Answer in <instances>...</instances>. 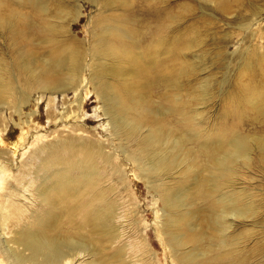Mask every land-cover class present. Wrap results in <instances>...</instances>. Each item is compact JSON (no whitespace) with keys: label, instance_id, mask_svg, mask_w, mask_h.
Masks as SVG:
<instances>
[{"label":"bare ground","instance_id":"obj_1","mask_svg":"<svg viewBox=\"0 0 264 264\" xmlns=\"http://www.w3.org/2000/svg\"><path fill=\"white\" fill-rule=\"evenodd\" d=\"M12 1L20 7L40 10L48 17H43L42 24L48 25L40 30L45 38L35 41L37 45L46 44L48 51L43 55L40 52L39 56L36 55L39 49L35 50L34 46V50L30 49L32 42L20 45L23 57L19 71L26 90L25 95H18V100L10 99L16 86L0 60V264H136L127 251H137L133 257L139 260V250L144 247L148 251L149 243L145 238L139 243L138 235H126L128 230L122 227L124 211L119 209L122 205L118 201L121 198H116L115 180L125 179V173L116 163L117 154L138 168L150 191L162 200L161 232L179 264H207L210 251L214 252L209 258L211 262L235 264L231 227L235 220H252L256 214L253 200L236 191L241 185L240 169L252 168L253 151L264 161V137L241 133L231 139V133L225 128L221 133L223 138L201 142V132L190 127L193 117L185 108L188 101L184 102L180 92L175 96L178 104L175 109L160 111L149 106V92L144 95L147 105L142 98L133 99V105H128L120 89H113V84L105 80L104 87L100 81L95 82L110 72L118 75L124 72L122 67L111 66L105 60L118 52L111 47L110 38L119 31L97 25L93 30L91 61L85 63L80 40L69 38L68 27L53 19L62 18L69 0ZM94 1L104 4L101 6L105 9L110 0ZM1 4L0 0V22L13 26L15 16L5 21ZM53 8L57 12L53 13ZM262 54L250 56L259 63L264 62ZM194 65L186 61L174 75L167 73L163 80L171 88L180 90L181 79ZM83 70H88L92 88L103 100L102 112L118 141V150H111L107 142L85 135L86 132L81 133L88 130L70 123V110L66 108L68 120L64 118L63 122L70 123L69 131L62 133L53 125L51 132L33 136L39 143L28 158H24L27 146L20 155L12 152L7 147L8 124L2 118L3 112L14 108L13 115L25 123L24 115L30 112L24 111L35 92H39L36 97L39 100L46 92L51 96L67 90L77 92L82 86ZM252 72L256 70L247 74L252 77ZM259 85L251 81L243 83L242 92L235 95L245 101L242 109L246 105L257 109L260 103L264 106V83ZM124 86L134 94L142 84L136 81ZM178 112L180 119L176 125L175 119H168L167 115ZM48 114L52 115L50 110ZM43 137L47 139L44 141ZM11 143L18 147V140ZM199 217H203L207 227L203 234L194 223ZM210 230L216 233L210 237L205 251L199 243ZM145 256L143 263L141 260L138 263L151 264V257Z\"/></svg>","mask_w":264,"mask_h":264},{"label":"rangeland","instance_id":"obj_2","mask_svg":"<svg viewBox=\"0 0 264 264\" xmlns=\"http://www.w3.org/2000/svg\"><path fill=\"white\" fill-rule=\"evenodd\" d=\"M1 3L5 21L7 17L15 16L13 26L0 22V60L5 63L10 80L16 86L14 97L10 99L18 100V95H25L26 90L19 71L23 57L20 45L30 41V49L34 50V46L35 50H42H37L36 55L47 53L48 46L44 43L37 45L35 41L45 38V33L40 30L48 24H42L45 14L40 10L20 7L12 0H1ZM101 5L104 4H95L94 0H69V7L63 11L62 18L52 17L60 21L57 24L63 23L68 27L69 38L80 40L85 63L91 61L93 30L97 25H100L99 28L111 26L119 31L110 38L113 42L111 47L118 52L105 60L111 66L122 67L124 72L121 75L110 72L95 82L100 81L104 87L105 80L113 84V89H120L128 105H133V99L141 98L146 104L144 95L149 92V106L158 107L160 111L177 108L175 96L180 92L184 102L188 101L185 108L193 117L190 127L201 132L200 141L203 143L223 138L221 133L225 128L231 133V139L241 133L248 137H264L263 104L260 103L257 109L248 105L242 109L245 101L235 96L242 92L246 81L259 86L264 83V62L259 64L250 56L251 53L264 54V0H110L105 9ZM65 11H69L68 14ZM52 12L57 11L53 8ZM186 61L194 62V67L181 79L180 90L171 88L163 80L164 76L167 73L174 75ZM253 70L256 72H252L254 75L250 77L247 73ZM81 77L82 86L77 92L67 90L53 96L46 92L41 100L36 99L39 92H35L30 106L24 111L30 112V115H24L25 123L13 115L14 108L3 112L2 118L8 124L7 147L12 152L20 155L27 146L24 158H28L39 143L33 140V136L51 132L53 125L57 126L55 130L65 133L70 130V123L85 127L88 131L81 133L86 132L85 135L107 142L111 150H118V141L108 128L102 112L103 100L93 89L88 70H83ZM54 79L59 80L58 77ZM136 81L141 82L142 86L133 94L124 85ZM145 86L149 87L141 94ZM124 91L133 95L129 96ZM66 108L71 112L69 125L63 122ZM49 110L52 115L48 114ZM167 118L175 119L174 123L178 125L179 112L167 115ZM42 139L45 141L47 138ZM15 140H18V147H13L11 143ZM256 154L257 151H253L251 169H240L243 176H240L241 185L236 189L245 198L253 200L256 214L252 220H235L231 227L235 264H264V161ZM126 162L122 155L117 154L116 163L124 171L125 179L115 180L116 198H121L118 200L122 205L119 209L124 211L121 218L122 227L128 230L126 235H138L139 243L144 242L143 238L149 243L148 251L143 247L137 258L141 263L146 255L151 257V264H179L161 232L162 200L150 191L138 168ZM194 223L203 234L207 228L203 217L194 220ZM213 231H208L199 243L205 251L210 245V237L216 233ZM196 244L193 243L194 246ZM188 247L189 244L185 248ZM130 250L127 251L128 255L132 256L134 263H138L139 260L133 257L138 252ZM209 254L207 264H225L211 262L209 258L214 252L210 251Z\"/></svg>","mask_w":264,"mask_h":264}]
</instances>
